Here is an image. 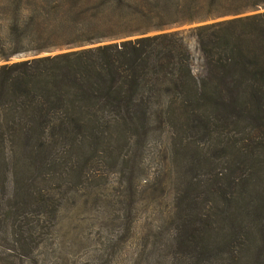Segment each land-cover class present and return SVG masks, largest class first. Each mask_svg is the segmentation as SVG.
Here are the masks:
<instances>
[{"label": "trees", "instance_id": "obj_1", "mask_svg": "<svg viewBox=\"0 0 264 264\" xmlns=\"http://www.w3.org/2000/svg\"><path fill=\"white\" fill-rule=\"evenodd\" d=\"M260 7L264 0H0V60L67 48L0 63V241L30 253V212L53 216L58 199L49 189L63 173L79 175L96 147L111 159L104 144L120 146L122 132L144 134L167 120L174 140L193 121L211 132L241 112L228 106L238 100H253L247 113L263 123L264 10L165 30ZM185 32L200 71L192 70ZM191 146L173 150L186 171L174 179L170 231L148 262L248 264L252 256L264 264V227L258 234L259 224L245 222L264 208V197L254 202L264 188L256 186L264 145L238 153L247 165L242 181L228 171L207 182L187 172L211 161Z\"/></svg>", "mask_w": 264, "mask_h": 264}, {"label": "rangeland", "instance_id": "obj_2", "mask_svg": "<svg viewBox=\"0 0 264 264\" xmlns=\"http://www.w3.org/2000/svg\"><path fill=\"white\" fill-rule=\"evenodd\" d=\"M261 10L264 7L174 25L165 30L186 31L199 23ZM184 35L191 54L192 70L200 71L194 40L189 32ZM65 49L37 54L21 52L5 61L0 60V63ZM228 106L241 112L230 113L211 132L204 131L193 121L187 127L181 125L182 132L174 140L176 127L170 126L171 121L168 120L148 128L144 134L122 132L124 141L119 139L120 146L115 140L104 144L112 158L116 156V162L107 155L101 156V147H96L97 153L85 162L79 175L70 177L63 173L61 183L49 189V194L58 199L54 215L48 211L30 212L28 215L34 224L30 229L33 241L27 243L28 239H25L23 242L29 244L30 253L23 255L20 249L18 252L10 251L7 248L9 244L1 240L0 264H151L148 261L155 256L154 245L170 231V224L166 223L167 214L171 211L173 196L178 192L174 179L186 171L184 164L181 161L178 163L177 157L173 160V150L178 143L191 141V151L201 156L205 153L211 160L187 171L203 182L211 177H221L228 171L231 177L236 176L242 181L246 178L247 165L240 166L238 159L243 158H239L238 153L241 150L247 153L257 141L264 145V122L258 123L257 118L247 113L248 107H254L253 100L247 104L238 100L237 105L232 102ZM236 119L242 122L239 120L235 124ZM227 161L232 162L234 167L227 166ZM263 164L264 159L256 163L262 172L256 186L264 184V168H260ZM258 192L259 196L255 197L254 202L264 197V188ZM252 217L257 219L253 222ZM245 222L249 226L259 224L256 231L260 234L261 229L258 228L264 227V208L260 212H251ZM234 229L229 228L230 233ZM247 261L253 264L252 256Z\"/></svg>", "mask_w": 264, "mask_h": 264}]
</instances>
